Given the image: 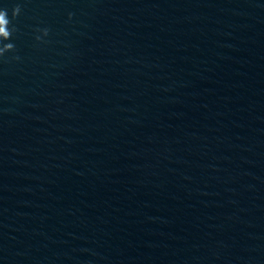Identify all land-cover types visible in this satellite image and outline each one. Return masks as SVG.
Returning <instances> with one entry per match:
<instances>
[{"label":"water","instance_id":"obj_1","mask_svg":"<svg viewBox=\"0 0 264 264\" xmlns=\"http://www.w3.org/2000/svg\"><path fill=\"white\" fill-rule=\"evenodd\" d=\"M17 4L0 264H264V0Z\"/></svg>","mask_w":264,"mask_h":264},{"label":"clouds","instance_id":"obj_2","mask_svg":"<svg viewBox=\"0 0 264 264\" xmlns=\"http://www.w3.org/2000/svg\"><path fill=\"white\" fill-rule=\"evenodd\" d=\"M20 13L21 7L18 4L12 8L11 16H9V10L7 8L0 7V58L4 57L6 52L15 51V45L11 41L17 29L13 24V20H15ZM69 15L71 16V14ZM42 30L48 35L49 30L47 28ZM14 59H19V57H14Z\"/></svg>","mask_w":264,"mask_h":264}]
</instances>
